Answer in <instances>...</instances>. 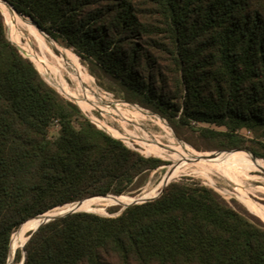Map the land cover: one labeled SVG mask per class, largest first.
<instances>
[{"label":"trees","instance_id":"16d2710c","mask_svg":"<svg viewBox=\"0 0 264 264\" xmlns=\"http://www.w3.org/2000/svg\"><path fill=\"white\" fill-rule=\"evenodd\" d=\"M7 2L114 98L160 117L195 150L217 151L203 155L225 166L264 160V0ZM5 25L0 12V264L28 220L95 196H134L165 164L48 86ZM178 177L117 216L79 211L42 224L23 264H264V224ZM20 260L16 250L12 264Z\"/></svg>","mask_w":264,"mask_h":264},{"label":"bare ground","instance_id":"6f19581e","mask_svg":"<svg viewBox=\"0 0 264 264\" xmlns=\"http://www.w3.org/2000/svg\"><path fill=\"white\" fill-rule=\"evenodd\" d=\"M0 10L7 17L6 18L3 15L7 21V31L9 29V25L11 24V29L13 30V34L21 32L27 39L35 38L37 46L40 49V51L38 52L41 57L47 58V55H51V51L46 41V36L40 31H38L37 28L34 26V24L27 17L21 15L19 16L17 13L14 12V10H12L11 7L5 5L1 0H0ZM11 41L13 42V40ZM23 51H26L25 47H23ZM71 62L73 66L69 64V61L68 62L65 61L62 63L59 62L60 69L63 72H68V76L70 77L73 83L72 88H67V87L60 88L61 92H63L67 98L72 100L80 108L82 112L88 113L87 111L82 109L81 106L97 111L100 114L103 122L109 125L111 130L116 134L122 137L140 138L146 141L147 143H151L153 138H155L156 136L149 134L146 130H144L142 126L139 124V122H142V120H146L160 127H164L165 126L164 123L159 119L153 121L152 117L149 116V114L143 112L142 110L136 109L135 107L131 106L129 109H126L124 108L125 104L123 106L120 101L114 100L113 98L99 92L91 85V81L89 77L85 74L84 75L81 74L80 67L77 65V63H75V60L71 59ZM113 123H116V125H118V127H120L122 131L120 132L115 127H113ZM108 132L110 131L108 130ZM164 133L166 134V139H167L166 146H164L163 148L161 147L156 148L155 150L164 154L165 157L168 159V161L171 160L170 162H172V164L166 167L168 169L164 172L156 187L145 190L140 196L134 198L133 201L126 203L125 206L135 201H141V200L153 198L155 192L160 187L162 188L166 182H169L175 176L192 174L197 176V178L200 177L205 179L204 181L207 180L211 184H214L213 181L214 176L224 179L226 182H228L230 186L233 187L234 189L233 191H235V193H231L228 190L224 189L225 193L229 195H235L243 205L251 208L254 212L258 213L260 216H264V211L258 209L255 205L260 206L263 209L264 206L251 200L249 198V195H244L246 193L249 194L254 193L255 189H252L251 185L248 184L247 186H239L231 183V180L236 176L247 178L249 177V172L252 170H264V160L240 159L236 161L234 164L222 167L225 164H220L216 162L213 158L209 156H205L200 152H196L185 143L176 140V138L168 134L165 129H164ZM110 134L114 137L117 136L111 132ZM256 191H260L264 193V187L257 186ZM105 198H110V199H105ZM127 201L128 200H126L124 197L115 198L109 196V197L100 198V200L99 198L97 200L89 199L87 201L73 203L71 205H65L60 208H54L47 213L41 214L39 216H36L28 220L25 224L23 223L24 224L23 227L22 226H21L22 228L20 227L21 231H19L16 234V236L13 237V242L14 244L20 243L19 233L22 234L31 228L32 229L30 231L34 230L47 217L63 214L73 210H80V211L87 210L90 209L91 205L111 204V203L119 204V203H125ZM14 251L15 248L14 246H12L11 257H10L11 259L13 257ZM8 261H9V257H8ZM9 264H11V260Z\"/></svg>","mask_w":264,"mask_h":264},{"label":"rangeland","instance_id":"374dc122","mask_svg":"<svg viewBox=\"0 0 264 264\" xmlns=\"http://www.w3.org/2000/svg\"><path fill=\"white\" fill-rule=\"evenodd\" d=\"M2 14L5 16V14L3 12H2ZM5 32H6V36H7L8 40L18 49L19 53L23 57L27 58L30 62H32V64L34 65L35 68L37 67L36 70L38 71V73H39L40 77L42 78V80L48 86H50L53 90H55L62 98L74 103L72 100L67 98L63 92H61L60 88H62V87L72 88L73 87V83H72V80L70 79V77L68 76V72H63L60 69V63H59V62L62 63V62H65V61H67V62L69 61V64L71 66H73V64L71 62V59H73V60H75V63H77V65L80 67L81 74L82 75L85 74V75H87L89 77V79L91 81V85L96 90H98L99 92H101V93L113 98L114 100L120 101L123 106L125 104L124 108H126V109H129L132 106V107H135L136 109L142 110L143 112H146L147 114H149V116L152 117L153 121H156V119L161 120L158 116L150 113L148 110H145V109H142V108H140L138 106L126 103V102H124V101H122L120 99H116V98L113 97L112 93L107 92L106 90H104L101 87H99L95 83L94 78L88 73V70H87L86 66L81 64L80 61L78 62L75 59V57L72 55V53L70 52L71 50L65 48L64 46H61V45L55 43L54 41H52L51 39L46 37V41L48 43V47H49V49L51 51V55H47V58H43V57H41L39 55L38 51H40V49L37 46L35 38L27 39L21 32L13 34V30L11 29V24L9 25L8 31H7V28H6V25H5ZM10 39L13 40V42ZM23 47H25L26 51H23ZM81 108L89 113V114L88 113H84V112H82L80 110L81 113L87 119H89L97 128L104 130L109 135H111L110 132L115 134V135H117V136H115V138L120 139L128 148H130L132 150H135V151L139 152L140 154H142L144 156H147V157L151 156V157L159 158L160 160L165 162L164 165L160 166L159 168H157L155 170H152L151 172H149L147 174V176L145 178L144 185L140 188L139 192L136 195H134V196H129V195L119 196V197H122V198L124 197L126 200H128L127 202L119 203V204L118 203H116V204H112L111 203V204L91 205L90 209L82 210V211L93 212V213H96V214H99V215H103V216H117L120 213L122 207H124L126 203H129V202L133 201L134 198H137L138 196H140L145 190H148V189H151L153 187H156V185L160 181L162 175L168 169L166 167L171 165L172 162H170L171 160L168 161V159L165 157L164 154L156 151L155 149L159 148V147L163 148L164 146H166L167 139H166V134L164 133V129L166 130V132L168 134L174 136L175 138H176V136H175L174 132L172 131V129L169 127V125L166 122H164L163 120H161V121L164 123V125H165L164 127H160L158 125H154L150 121L142 120V122H139V124L142 126V128L144 130H146L149 134H152V135L156 136L155 138H153V140L151 139L152 140L151 143H147L143 139L136 138V137H133V138H131V137H122V136L116 134L115 132H113L111 130L110 126L103 122L100 114L97 111H94V110L89 109V108L84 107V106H81ZM113 127H115L120 132L122 131L121 128L118 127V125H116V123H113ZM107 129L110 132H108ZM245 134L249 135L248 133H245ZM195 136L193 135V136H189V137L192 139L193 142L201 144L200 141H198L197 138H195ZM176 140L181 141V140H179L177 138H176ZM181 142H183V141H181ZM183 143H185V142H183ZM185 144L188 145L193 150H195L189 144H187V143H185ZM195 151L196 152H200L201 154L202 153H215V152H217V151H197V150H195ZM239 151H242V152H245V153L249 154L248 152H246L244 150H239ZM157 156H160V157H162L164 159H162L160 157H157ZM165 159H167V160H165ZM240 159H250V160H252V158H240ZM240 159H238V160H240ZM256 160H261V159H256ZM236 161H232V162H236ZM222 167H225V165H223ZM261 171H264V170H252V171L249 172V177H247V178H244V177H241V176H236V177H234L231 180V183L239 185V186H247V184L251 185L252 189H255L254 193H252V194L246 193L244 195H249V198L251 200H253L254 202H256V203H258V204H260L262 206H264V193H262L260 191H256L257 186L258 187H264V174ZM178 176L179 177L175 178V179H179L180 177H188V178H192L193 180H196L197 182H199L200 184H202V185H204V186H206L208 188H211L225 202H227L228 205H230L233 209H235L236 211H238V212H240V213H242L244 215L250 216V217L258 220L262 224H264V216H260L258 213L254 212L251 208L246 207L245 205H243L240 202V200L235 195H229V194L224 192V189H225V190H228L231 193H235V191H233L234 190L233 187L230 186L228 184V182H226L224 179L214 176L213 177L214 184H211L207 180L204 181L205 179L200 178V177L197 178V176L192 175V174H184V175H181V176L178 175ZM160 189H161V187L155 192L154 196H156V194L158 193V191ZM107 197H109V196H107ZM119 197H115V198H119ZM105 199H110V198H105ZM87 200H89V199H87ZM87 200H85V201H87ZM92 200H97V199H92ZM99 200H100V198H99ZM68 205H71V204H68ZM63 206H65V205H63ZM255 206L258 209L264 211V209L262 207L257 206V205H255ZM60 207H62V206H60ZM60 207H57V208H60ZM113 207H118L115 212H108L106 210L108 208H113ZM104 209H105V212H103ZM252 213L256 214L258 217L256 215L252 214ZM21 228L19 230H17L13 234V236L11 238L10 254H9V261H8L10 263V260H11V264H12L13 259H14V256L12 257V259L10 258L11 257V247L12 246H14V248L17 247L16 250H19L20 253H21V256H22V250L20 249V247L24 244L23 243L24 235L28 231H30L32 229L31 228V229L25 231L22 234L19 233L20 243L14 244L13 237L16 236V234L19 231H21ZM9 263H7V264H9Z\"/></svg>","mask_w":264,"mask_h":264},{"label":"water","instance_id":"95a60500","mask_svg":"<svg viewBox=\"0 0 264 264\" xmlns=\"http://www.w3.org/2000/svg\"><path fill=\"white\" fill-rule=\"evenodd\" d=\"M5 5H7V6H9V7H11L12 8V10H14V8L11 6V4L9 3V2H7V0H1ZM15 11V10H14ZM16 12V11H15ZM17 13V12H16ZM18 15H21V14H19V13H17ZM22 16V15H21ZM25 17V16H24ZM33 24H34V26L37 28V30L38 31H40L41 33H43L37 26H36V24L29 18V17H27ZM44 34V33H43ZM45 35V34H44ZM46 36V35H45ZM47 37V36H46ZM48 38V37H47ZM127 103V102H126ZM75 104V103H74ZM76 105V104H75ZM78 107V106H77ZM79 108V107H78ZM79 110H80V108H79ZM160 118V117H159ZM161 119V118H160ZM162 120V119H161ZM164 121V120H163ZM165 122V121H164ZM113 137V136H112ZM115 138V137H114ZM118 139V138H117ZM120 140V139H119ZM251 158H252V160H256L257 158L254 156V155H251ZM263 174H264V171H261ZM169 182H166L165 184H164V186L163 187H165L167 184H168ZM163 187L159 190V192H158V194L155 196V197H153V198H150V199H146V200H141V201H135V202H133V203H130V204H128V205H126V206H124V207H122V209H121V211L124 209V208H126L127 206H129V205H132V204H140V203H144V202H146V201H150V200H153V199H155L156 197H158L160 194H161V192H162V189H163ZM107 196H111V197H118V196H113V195H105V196H95V197H107ZM89 198H92V197H89ZM79 202H81V201H78V202H76V203H79ZM80 210H73V211H68V212H66V213H63V214H59V215H55V216H50V217H47V218H45L34 230H32V231H30V234L26 237V241L24 242V244L20 247V249L22 250V256H21V260H20V262L18 263V264H23V262H24V260H25V251H24V245L26 244V242L28 241V239H29V237H30V235L32 234V233H34L35 232V230L39 227V226H41L42 224H45V223H47V222H49V221H51V220H53V219H55V218H58V217H62V216H64V215H66V214H68V213H73V212H79ZM120 211V212H121ZM85 212H88V211H85ZM93 213V212H92ZM120 214V213H119ZM15 252L16 251H14V254H13V256L15 255ZM7 262H8V260H7ZM7 262H6V264H7Z\"/></svg>","mask_w":264,"mask_h":264}]
</instances>
